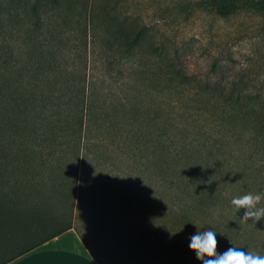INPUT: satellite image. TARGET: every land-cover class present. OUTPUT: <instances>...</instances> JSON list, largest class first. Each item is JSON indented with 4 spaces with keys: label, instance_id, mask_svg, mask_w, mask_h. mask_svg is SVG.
Returning <instances> with one entry per match:
<instances>
[{
    "label": "trees",
    "instance_id": "1",
    "mask_svg": "<svg viewBox=\"0 0 264 264\" xmlns=\"http://www.w3.org/2000/svg\"><path fill=\"white\" fill-rule=\"evenodd\" d=\"M146 2L0 0V264L72 228L91 114L90 34L133 62L131 75L154 105L122 139L131 159L142 142L156 202L175 218L157 233L180 240L202 229L184 218V208H214L234 176L249 193L264 192L263 88L226 75L221 57L204 77L188 74L174 46L157 44L153 29L130 13L147 9ZM193 13L219 20L254 14L264 34V0L163 3L154 17L174 22ZM220 227L264 235V218Z\"/></svg>",
    "mask_w": 264,
    "mask_h": 264
},
{
    "label": "rangeland",
    "instance_id": "2",
    "mask_svg": "<svg viewBox=\"0 0 264 264\" xmlns=\"http://www.w3.org/2000/svg\"><path fill=\"white\" fill-rule=\"evenodd\" d=\"M149 1L145 3L147 9L130 13L153 29L157 44L162 41L167 47L174 46L188 74L204 77L213 59L221 57L226 75L245 76L252 90H264V34L259 32L260 19L256 15L219 20L193 13L181 15L174 22L169 17L163 21L154 17L163 3L185 4V0ZM132 63L119 53L102 49L97 37L90 34L86 91L91 114L73 221L85 232L127 231L143 236L145 244L148 237L150 264H202L189 248L191 235L179 240L173 233L156 232L158 224L173 216L164 202H156L155 184L148 170L149 155L143 151L142 142L133 153L134 159L128 155L130 147L123 143L122 137L142 125L154 110L147 86H138L131 75ZM230 184L214 208L187 205L183 216L187 221L197 219L202 226L200 232L207 228L216 232L218 253L236 247L264 255V235L223 231L220 227L233 219L246 223L241 222L245 209L237 212L231 200L249 193L248 185L237 176ZM263 206L264 199L257 207Z\"/></svg>",
    "mask_w": 264,
    "mask_h": 264
},
{
    "label": "crops",
    "instance_id": "3",
    "mask_svg": "<svg viewBox=\"0 0 264 264\" xmlns=\"http://www.w3.org/2000/svg\"><path fill=\"white\" fill-rule=\"evenodd\" d=\"M7 264H150L148 237L145 244L127 231L85 232L73 221L70 230Z\"/></svg>",
    "mask_w": 264,
    "mask_h": 264
},
{
    "label": "clouds",
    "instance_id": "4",
    "mask_svg": "<svg viewBox=\"0 0 264 264\" xmlns=\"http://www.w3.org/2000/svg\"><path fill=\"white\" fill-rule=\"evenodd\" d=\"M262 199L264 192L247 193L232 198L231 204L237 212L241 208L245 209L241 222L251 219L256 223L264 218V207H257ZM217 247L216 232L213 230L197 231L190 237L189 248L195 252V258L202 264H264V255L236 247H229L226 251L218 253Z\"/></svg>",
    "mask_w": 264,
    "mask_h": 264
}]
</instances>
